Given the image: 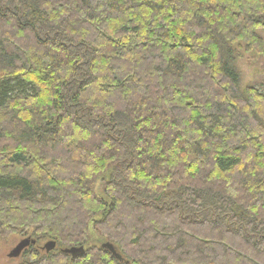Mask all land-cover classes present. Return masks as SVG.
I'll return each mask as SVG.
<instances>
[{
	"label": "trees",
	"instance_id": "trees-1",
	"mask_svg": "<svg viewBox=\"0 0 264 264\" xmlns=\"http://www.w3.org/2000/svg\"><path fill=\"white\" fill-rule=\"evenodd\" d=\"M261 29L264 0H0L20 264H264V93L236 67Z\"/></svg>",
	"mask_w": 264,
	"mask_h": 264
},
{
	"label": "rangeland",
	"instance_id": "rangeland-1",
	"mask_svg": "<svg viewBox=\"0 0 264 264\" xmlns=\"http://www.w3.org/2000/svg\"><path fill=\"white\" fill-rule=\"evenodd\" d=\"M261 30L262 33L260 32ZM261 30L259 31V34L263 38L264 42V29ZM238 53L239 57L236 60V67L240 72L242 89H244L247 85H254L257 87L259 92L264 93V51L262 54H256L254 52L247 53L243 50H238ZM95 190L98 193L102 191V183L99 178L95 184ZM11 230H14V227L9 230H0V264H20L22 262L21 257L17 259L8 258L9 252L20 240L27 237L34 239L31 234V229L22 232L18 230L12 232ZM95 232V230L90 228V242L86 248L89 246H100L103 242V240L100 239ZM48 241V239L39 241L38 246H44V244Z\"/></svg>",
	"mask_w": 264,
	"mask_h": 264
},
{
	"label": "water",
	"instance_id": "water-1",
	"mask_svg": "<svg viewBox=\"0 0 264 264\" xmlns=\"http://www.w3.org/2000/svg\"><path fill=\"white\" fill-rule=\"evenodd\" d=\"M34 244H35V240L31 239V237H27V238L20 240L16 244V246L9 252L8 258H11V259L19 258L25 249H27L30 245H34ZM55 246L56 244L54 241H48L44 244L43 249L46 252H49L53 250ZM102 247L110 251L116 259L118 260L121 259L120 255H118V253L116 252V250L110 243H104L102 244ZM63 252L71 254L72 256H79L84 253V249L83 247H79V248L74 247V248L65 249L63 250Z\"/></svg>",
	"mask_w": 264,
	"mask_h": 264
}]
</instances>
